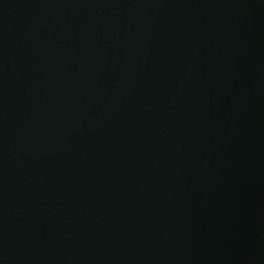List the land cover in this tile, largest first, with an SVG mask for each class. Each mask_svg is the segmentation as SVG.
Wrapping results in <instances>:
<instances>
[{"label": "water", "instance_id": "1", "mask_svg": "<svg viewBox=\"0 0 264 264\" xmlns=\"http://www.w3.org/2000/svg\"><path fill=\"white\" fill-rule=\"evenodd\" d=\"M0 264H264V0H0Z\"/></svg>", "mask_w": 264, "mask_h": 264}]
</instances>
